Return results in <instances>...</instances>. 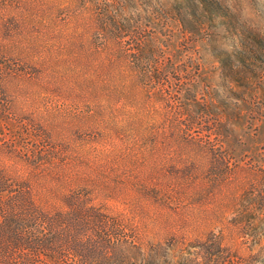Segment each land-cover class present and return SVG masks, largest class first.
<instances>
[{"label": "rangeland", "instance_id": "obj_1", "mask_svg": "<svg viewBox=\"0 0 264 264\" xmlns=\"http://www.w3.org/2000/svg\"><path fill=\"white\" fill-rule=\"evenodd\" d=\"M0 184L99 264H264V0H0Z\"/></svg>", "mask_w": 264, "mask_h": 264}, {"label": "trees", "instance_id": "obj_2", "mask_svg": "<svg viewBox=\"0 0 264 264\" xmlns=\"http://www.w3.org/2000/svg\"><path fill=\"white\" fill-rule=\"evenodd\" d=\"M15 187L0 184V264L106 262V255L99 256L96 253L102 246L107 249V243H110V240L106 242L100 237L97 227L100 222L88 228L92 233L90 237L85 236V229L79 228L80 221L83 223L87 217L86 214L85 218L82 217L84 213H88L93 222L98 220L92 213H96L94 208L77 201L76 212L70 217L68 212L48 215L37 206L28 186L23 190H18L19 186ZM70 218L77 221L74 226L68 222ZM84 224L89 223L86 221Z\"/></svg>", "mask_w": 264, "mask_h": 264}]
</instances>
